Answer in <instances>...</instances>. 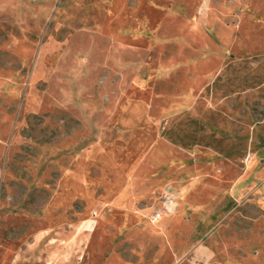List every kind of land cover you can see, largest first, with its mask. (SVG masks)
Instances as JSON below:
<instances>
[{
    "label": "rangeland",
    "instance_id": "1",
    "mask_svg": "<svg viewBox=\"0 0 264 264\" xmlns=\"http://www.w3.org/2000/svg\"><path fill=\"white\" fill-rule=\"evenodd\" d=\"M0 264H264V0H0Z\"/></svg>",
    "mask_w": 264,
    "mask_h": 264
},
{
    "label": "trees",
    "instance_id": "2",
    "mask_svg": "<svg viewBox=\"0 0 264 264\" xmlns=\"http://www.w3.org/2000/svg\"><path fill=\"white\" fill-rule=\"evenodd\" d=\"M162 137H165L166 139L170 140L172 143L177 144L176 141H174L173 139H171V137H170V133H168V132H163V133H162ZM195 145H204V146H208V145L204 144L203 141H196Z\"/></svg>",
    "mask_w": 264,
    "mask_h": 264
}]
</instances>
